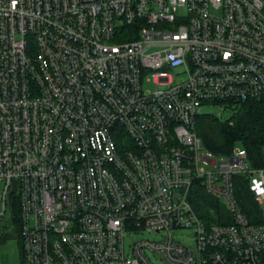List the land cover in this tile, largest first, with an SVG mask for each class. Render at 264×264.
I'll return each instance as SVG.
<instances>
[{
	"label": "built area",
	"instance_id": "built-area-1",
	"mask_svg": "<svg viewBox=\"0 0 264 264\" xmlns=\"http://www.w3.org/2000/svg\"><path fill=\"white\" fill-rule=\"evenodd\" d=\"M256 97L264 0H0V223L18 228L17 264H264V220L235 196L241 177L261 210L264 166L194 130L202 106ZM196 190L221 205L211 217ZM125 232L153 236L125 249Z\"/></svg>",
	"mask_w": 264,
	"mask_h": 264
},
{
	"label": "trees",
	"instance_id": "trees-1",
	"mask_svg": "<svg viewBox=\"0 0 264 264\" xmlns=\"http://www.w3.org/2000/svg\"><path fill=\"white\" fill-rule=\"evenodd\" d=\"M224 105L219 117L213 112L203 111L195 117L194 130L202 147L214 156H226L234 146H240L245 149L252 166H264V97L227 100ZM235 189L238 206L247 220L251 223L263 221L261 210L249 195L241 177L235 179ZM191 202L205 218L212 215L207 207L221 208L216 200L199 190L192 194ZM15 221L17 224V216ZM9 231L19 242L17 226Z\"/></svg>",
	"mask_w": 264,
	"mask_h": 264
},
{
	"label": "rangeland",
	"instance_id": "rangeland-1",
	"mask_svg": "<svg viewBox=\"0 0 264 264\" xmlns=\"http://www.w3.org/2000/svg\"><path fill=\"white\" fill-rule=\"evenodd\" d=\"M149 88L152 86L150 84L147 85ZM217 108L215 106H202L201 111L203 112H216ZM2 189V183L0 182V192ZM261 207V214L262 218L264 220V199L260 205ZM9 226L4 223H0V264H17L19 261V246L17 239L10 235L11 231H8ZM191 230L186 228H180L174 231L175 237H179L182 239H186L187 236L190 234ZM153 235L149 233H136V232H125L123 235V242L125 249H128V245L131 244L133 240H137L140 238H150ZM149 258L154 264H160L158 263L157 259L151 255L148 254ZM163 264V263H161Z\"/></svg>",
	"mask_w": 264,
	"mask_h": 264
},
{
	"label": "water",
	"instance_id": "water-1",
	"mask_svg": "<svg viewBox=\"0 0 264 264\" xmlns=\"http://www.w3.org/2000/svg\"><path fill=\"white\" fill-rule=\"evenodd\" d=\"M13 190H14V181H12V188H11L10 192H12ZM10 192H9V194H10Z\"/></svg>",
	"mask_w": 264,
	"mask_h": 264
}]
</instances>
